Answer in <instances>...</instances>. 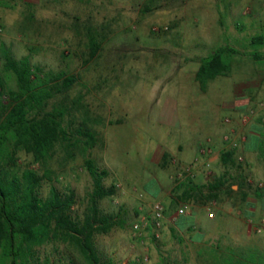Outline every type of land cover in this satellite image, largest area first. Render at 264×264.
<instances>
[{
  "label": "crops",
  "instance_id": "0c3cea01",
  "mask_svg": "<svg viewBox=\"0 0 264 264\" xmlns=\"http://www.w3.org/2000/svg\"><path fill=\"white\" fill-rule=\"evenodd\" d=\"M33 1L50 10L49 24L68 26L66 32L80 39L91 33L112 39L133 26L138 40L146 24L161 18L177 26L180 40L201 49L179 65L184 70L194 63L188 71L191 81L178 84L181 91L170 96L164 118L167 124L180 123V139L154 151L148 168L157 179L160 199L154 202L165 206L163 229L154 227L158 236L162 230V258L167 264H264V54H233L230 73L210 80L205 89L196 76L201 58L227 46L222 44L226 36L243 39L248 25L263 28L252 40L264 44V0ZM255 107V117L243 122V113ZM228 134L239 141L237 148L226 140ZM204 148L212 153H203ZM237 156L244 158L241 170ZM188 164L194 176L174 180L178 168ZM217 180L226 184L213 189ZM141 184L147 182L141 179Z\"/></svg>",
  "mask_w": 264,
  "mask_h": 264
},
{
  "label": "rangeland",
  "instance_id": "374dc122",
  "mask_svg": "<svg viewBox=\"0 0 264 264\" xmlns=\"http://www.w3.org/2000/svg\"><path fill=\"white\" fill-rule=\"evenodd\" d=\"M44 4L47 6L46 2ZM49 13L47 7L40 8L33 0H0V40L6 42L18 58L29 55L32 63L46 70L64 71L78 78L65 98V103L72 105L81 97V107L73 110L76 119L72 127L83 122L87 108L88 122L100 138L87 155L111 171L106 184L117 185L116 194L102 199L100 205L105 212L124 221V225L106 234H97L96 247L104 259L112 258L114 264H167L162 258V230L160 236L155 230L157 240H154L150 225L144 226L142 236L134 225L143 224L145 219L152 223L154 201L160 198L157 179L151 175V158L160 146L174 145L180 139V123L174 120L167 124L164 118L168 115L170 96H177L181 91L178 84L182 79L191 81L188 71L194 63L184 70H180L179 65L184 64V56L201 52V49L195 48L191 40H180L177 26L158 18L144 26L146 33L138 40L134 38L133 26L115 33L112 39H103L100 52L89 59V39L71 36L66 32L68 26L49 24ZM243 32V39L230 40V36H226L222 44L247 54L263 55L264 44L252 40L253 36L263 33V28L248 25ZM0 69L3 70L1 60ZM7 76L9 86L15 88V77ZM61 98L63 96H57L56 101ZM75 153L73 159L67 160V153L58 150L52 161L56 170L53 178L57 187L69 185L75 189L77 202L73 208L76 213H82L92 190V178L84 167L80 148H76ZM20 155L22 166L31 162L27 154ZM141 179L147 182L145 187ZM48 188L49 184L45 183V193ZM38 249L42 260L49 255L52 263L82 262L77 250L60 241Z\"/></svg>",
  "mask_w": 264,
  "mask_h": 264
},
{
  "label": "trees",
  "instance_id": "16d2710c",
  "mask_svg": "<svg viewBox=\"0 0 264 264\" xmlns=\"http://www.w3.org/2000/svg\"><path fill=\"white\" fill-rule=\"evenodd\" d=\"M89 36V59H93L101 49L102 39L93 33ZM239 53L242 52L235 47L224 46L201 58L196 76L202 89L217 76L229 74L230 57ZM0 60V264H58L52 263L49 255L42 260L38 249L53 241L77 250L80 264H114L112 258L100 255L95 237L124 225L100 205L102 199L116 194L117 185H107L111 171L87 155L100 141L88 122L87 108L83 122L72 127L76 119L73 110L81 107V97L72 105L66 104L65 98L77 83V76L46 70L32 63L29 55L18 58L1 40ZM7 74L15 77V88L9 86ZM57 96L63 98L57 102ZM76 148H80L84 167L92 178V190L82 213L73 208L77 202L75 189L69 185L59 188L53 178L56 170L52 161L58 150L65 151L68 160L75 157ZM21 153L31 157L29 164L19 163ZM224 155L234 153L226 151ZM237 162L241 170L239 156ZM45 183L49 184L46 193ZM225 184L217 180L213 189ZM150 225L152 237L157 240L153 221Z\"/></svg>",
  "mask_w": 264,
  "mask_h": 264
},
{
  "label": "built area",
  "instance_id": "2783aa9c",
  "mask_svg": "<svg viewBox=\"0 0 264 264\" xmlns=\"http://www.w3.org/2000/svg\"><path fill=\"white\" fill-rule=\"evenodd\" d=\"M1 30H2V28L0 27V31ZM255 112H256L255 108H250L247 111H245L242 115L243 122H248L252 118V116L255 115ZM226 140H231L230 134L226 135ZM231 146H232V148H237L239 146V141L234 140V139L231 140ZM202 151L205 154H211L212 153L211 148H204ZM239 160L243 161L244 158L242 156H239ZM210 165H211L210 162L206 163V166L208 167V172H209L208 174L209 175H211ZM193 176H194L193 164H188V165L180 166L177 170V173L174 174L172 176V178L178 182H182V181L189 179ZM259 185H263V184L259 183ZM187 207L188 206H185V205L182 206L179 209V213H181V214L185 213L187 210ZM164 212H165V206L161 202H156L154 205V208H153V215H152V221L155 225L156 230L161 228V226H162V219L164 217ZM144 221L145 222L143 224L136 223L134 225V229L138 233L139 236L143 235L142 230H143L144 226H147L150 223L149 219H145ZM262 223L264 224V220ZM259 230H261V226H260ZM156 234H157V236L159 235L158 233H156ZM145 260H148L147 256L145 257Z\"/></svg>",
  "mask_w": 264,
  "mask_h": 264
}]
</instances>
